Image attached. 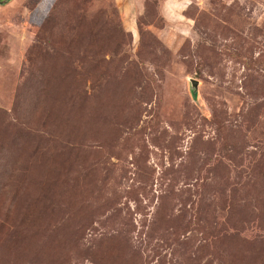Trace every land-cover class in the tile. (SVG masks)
Here are the masks:
<instances>
[{
    "label": "rangeland",
    "instance_id": "374dc122",
    "mask_svg": "<svg viewBox=\"0 0 264 264\" xmlns=\"http://www.w3.org/2000/svg\"><path fill=\"white\" fill-rule=\"evenodd\" d=\"M0 264H264V0H0Z\"/></svg>",
    "mask_w": 264,
    "mask_h": 264
},
{
    "label": "water",
    "instance_id": "95a60500",
    "mask_svg": "<svg viewBox=\"0 0 264 264\" xmlns=\"http://www.w3.org/2000/svg\"><path fill=\"white\" fill-rule=\"evenodd\" d=\"M190 89H191L193 97H196V95H197V81L195 79L190 80Z\"/></svg>",
    "mask_w": 264,
    "mask_h": 264
}]
</instances>
